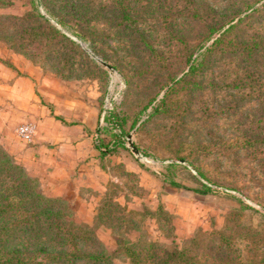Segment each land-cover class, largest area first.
I'll list each match as a JSON object with an SVG mask.
<instances>
[{
	"label": "rangeland",
	"instance_id": "1",
	"mask_svg": "<svg viewBox=\"0 0 264 264\" xmlns=\"http://www.w3.org/2000/svg\"><path fill=\"white\" fill-rule=\"evenodd\" d=\"M27 14L43 17L41 24L66 42L37 35L21 53L0 40V58L13 66L16 55L50 86L84 92L86 101L95 93L93 142L111 178L97 214L113 200L135 215L118 230L126 240L145 238L170 250L199 233L220 231L244 259L258 263L264 256V0H0V15ZM0 28L1 37L17 40L22 30L11 21ZM193 68L202 73L191 74ZM107 100L110 117L104 115ZM180 101L182 112L175 108ZM17 119L0 115V138L13 143L20 127L36 126ZM130 135L147 160L132 153ZM38 191L46 196L40 184ZM69 207L67 220L93 228L113 254V230L97 216L93 225L81 223L93 212L75 218ZM159 207L171 223L160 219Z\"/></svg>",
	"mask_w": 264,
	"mask_h": 264
},
{
	"label": "trees",
	"instance_id": "2",
	"mask_svg": "<svg viewBox=\"0 0 264 264\" xmlns=\"http://www.w3.org/2000/svg\"><path fill=\"white\" fill-rule=\"evenodd\" d=\"M41 20L45 19L34 14L24 18L0 15V22H19L22 29L18 40L12 35L3 38L2 34L0 40L22 53L34 43L37 35L44 34L55 41L60 37H63L62 41L67 39L44 27ZM32 22L40 23V26L30 27ZM199 72L193 68L191 74ZM175 108L182 112L181 101ZM38 188L39 181L30 177L24 167L15 164L0 147V264H114L115 259L129 260L130 264H244V261L264 264V256L257 260L258 263L244 259L234 240L220 231L199 233L184 248L176 250L145 238L130 242L118 230L132 225L135 215L117 202L106 199L96 219L115 234L118 247L110 254L93 228L71 224L67 220L72 211L65 199L46 197ZM157 213L160 219L171 223L172 216L162 207ZM157 219L162 226L161 220ZM253 249L255 247L247 252Z\"/></svg>",
	"mask_w": 264,
	"mask_h": 264
},
{
	"label": "crops",
	"instance_id": "3",
	"mask_svg": "<svg viewBox=\"0 0 264 264\" xmlns=\"http://www.w3.org/2000/svg\"><path fill=\"white\" fill-rule=\"evenodd\" d=\"M12 63L9 66L0 58V115L35 123L37 136L30 144L20 137L13 143L1 137L0 143L39 181L43 194L67 200L75 218L93 212V218L81 221L93 225L111 179L101 167L102 157L93 142L99 122L97 97L93 92L86 101L84 92L70 95L50 86L41 79L43 73L28 62H23L25 69L16 55ZM6 123L12 125L10 120Z\"/></svg>",
	"mask_w": 264,
	"mask_h": 264
},
{
	"label": "built area",
	"instance_id": "4",
	"mask_svg": "<svg viewBox=\"0 0 264 264\" xmlns=\"http://www.w3.org/2000/svg\"><path fill=\"white\" fill-rule=\"evenodd\" d=\"M107 106L105 108V112H104V115L106 117H110L111 116V113H112V107H113V104L111 102V100H107ZM112 110V111H111ZM18 136L25 140L27 143H32L33 140L35 139V136H36V128L35 126L31 125V124H26V125H23L22 127H20L18 129Z\"/></svg>",
	"mask_w": 264,
	"mask_h": 264
},
{
	"label": "water",
	"instance_id": "5",
	"mask_svg": "<svg viewBox=\"0 0 264 264\" xmlns=\"http://www.w3.org/2000/svg\"><path fill=\"white\" fill-rule=\"evenodd\" d=\"M92 58L95 59L97 62H99L102 66H104L105 68H107L108 70L112 71V72H116L115 68H113L111 65H109L107 62L99 59L97 56H95L94 54H91ZM165 93V92H164ZM128 143H129V148L132 151V153L136 156V158L139 161H145L147 160V158L145 156L142 155L141 151L139 150V148L134 144L133 142V136L130 135L128 137ZM182 164H186V161L182 160L181 161ZM194 172V171H193Z\"/></svg>",
	"mask_w": 264,
	"mask_h": 264
}]
</instances>
